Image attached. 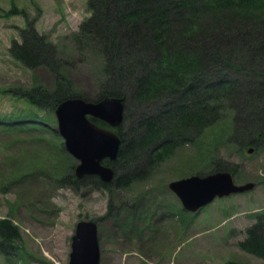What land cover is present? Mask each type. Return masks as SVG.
I'll return each mask as SVG.
<instances>
[{
    "label": "rangeland",
    "instance_id": "obj_1",
    "mask_svg": "<svg viewBox=\"0 0 264 264\" xmlns=\"http://www.w3.org/2000/svg\"><path fill=\"white\" fill-rule=\"evenodd\" d=\"M11 9L16 12L2 13ZM89 14L87 0H0V218H10L20 232V248L0 253V264H69L72 235L81 219L97 222L100 264L263 262L238 246L264 211V147L244 142L253 139L261 117L247 101L250 89L254 94L249 69L227 72L236 80L238 96L223 100L219 118L193 143L175 148L156 165L141 164L134 175L131 162L109 163L116 175L106 185L96 175L76 177L79 160L66 150L54 110L31 105L23 94L36 86L53 89L58 74L46 59L25 65L9 47L12 39L21 42L28 35L27 25L33 26L73 91L95 100L105 80L100 49L72 36ZM137 108L134 102L126 104L124 130ZM19 114L37 122L5 128ZM245 128L247 136L242 135ZM219 163L234 169L236 183L255 186L217 197L197 211L185 210L168 183L214 172Z\"/></svg>",
    "mask_w": 264,
    "mask_h": 264
},
{
    "label": "trees",
    "instance_id": "obj_2",
    "mask_svg": "<svg viewBox=\"0 0 264 264\" xmlns=\"http://www.w3.org/2000/svg\"><path fill=\"white\" fill-rule=\"evenodd\" d=\"M87 6L90 14L72 36L78 42H95L100 49L105 80L96 99L119 96L124 99V111L127 103L138 107L125 130L122 123L112 128L121 143L117 158L109 163L131 162L136 167L134 175L140 172L139 166L156 165L175 148L193 143L219 118L223 100L238 96L229 70L249 69L254 94L250 89L247 101L259 108L261 117L253 139L244 142L264 147V0H87ZM9 12L16 10L2 13ZM26 29L28 35L21 42L11 40L12 56L27 66L46 59L59 77L51 90L36 86L23 94L31 105L54 110L61 100L79 95L59 72L43 38L33 26ZM14 117L5 128L23 129L37 122L26 121L27 114ZM91 120L107 126L99 119ZM39 125L46 129L40 120ZM245 130L243 136L250 133ZM225 169L234 173L220 163L214 167L215 171ZM17 238L18 225L1 217L3 256L8 248H20ZM238 246L263 260L257 264H264V211L256 215ZM222 264L252 263L229 259Z\"/></svg>",
    "mask_w": 264,
    "mask_h": 264
},
{
    "label": "water",
    "instance_id": "obj_3",
    "mask_svg": "<svg viewBox=\"0 0 264 264\" xmlns=\"http://www.w3.org/2000/svg\"><path fill=\"white\" fill-rule=\"evenodd\" d=\"M54 112L66 150L79 160L75 166L76 176L96 174L102 181L110 182L114 178V170L101 160L116 159L121 139L114 131L95 124L89 116L100 119L111 127L118 126L124 116V99L119 96H104L98 100H87L73 96L58 102ZM251 151L252 148H249L248 152ZM169 186L180 197L187 210H196L216 196L249 190L254 183L236 184L230 171L221 170L174 180ZM99 262L97 225L93 220H81L76 224L72 236L69 264Z\"/></svg>",
    "mask_w": 264,
    "mask_h": 264
}]
</instances>
